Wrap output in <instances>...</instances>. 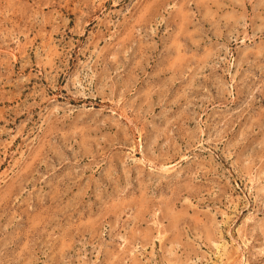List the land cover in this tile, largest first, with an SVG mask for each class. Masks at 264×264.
Here are the masks:
<instances>
[{
	"label": "rangeland",
	"instance_id": "rangeland-1",
	"mask_svg": "<svg viewBox=\"0 0 264 264\" xmlns=\"http://www.w3.org/2000/svg\"><path fill=\"white\" fill-rule=\"evenodd\" d=\"M0 264H264V0H0Z\"/></svg>",
	"mask_w": 264,
	"mask_h": 264
}]
</instances>
